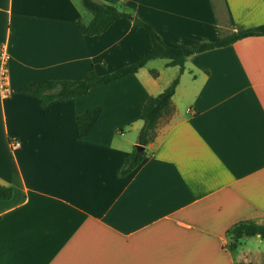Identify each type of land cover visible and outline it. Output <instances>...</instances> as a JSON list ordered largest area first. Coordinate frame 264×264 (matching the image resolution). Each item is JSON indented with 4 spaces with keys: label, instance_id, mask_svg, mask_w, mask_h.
I'll return each mask as SVG.
<instances>
[{
    "label": "crops",
    "instance_id": "crops-1",
    "mask_svg": "<svg viewBox=\"0 0 264 264\" xmlns=\"http://www.w3.org/2000/svg\"><path fill=\"white\" fill-rule=\"evenodd\" d=\"M99 1L139 17L175 48L264 23V0H219L225 28L214 0ZM90 20L74 0H0L9 83L8 94L0 88V184L12 188L0 199V264H264V239L229 233L239 222L264 224V35L189 56L172 113L142 162L120 177L143 104L177 65L152 59L47 106L20 90L106 73L151 48L130 19L86 36L79 22ZM96 107L97 122L77 138L76 116Z\"/></svg>",
    "mask_w": 264,
    "mask_h": 264
},
{
    "label": "trees",
    "instance_id": "trees-1",
    "mask_svg": "<svg viewBox=\"0 0 264 264\" xmlns=\"http://www.w3.org/2000/svg\"><path fill=\"white\" fill-rule=\"evenodd\" d=\"M82 6L91 14V20L84 24L80 23L81 31L86 36L99 35L106 31L116 20L130 19L135 28H141L150 41L149 51L141 54L135 61L119 66L109 72L98 74L94 70H88L81 79L77 80H37L24 83L20 90L24 93L34 95L38 98L41 106H47L50 102L64 101L76 96L86 94L90 89L107 84L113 80L137 72L149 60L156 58L168 59V65H177L178 74L171 80L169 85L159 94L149 97L142 106L141 119L143 125L137 135V144L146 146L156 136V127L162 118L172 113L171 98L179 81V75L184 71V63L193 54L208 50L226 47L242 38L264 35V23L243 27L236 26L228 34H222L218 40H204L196 45L185 48H175L166 45L159 34L145 21L117 8L113 4L104 3L99 0H80ZM213 5V0H211ZM156 76V71H152ZM101 108L96 107L76 116L75 131L77 138L88 135L101 114ZM146 152L138 150L136 146L124 157L117 175L124 177L134 170L145 158ZM12 188L0 184V199H10ZM229 233L234 240L243 236L258 235L264 239V224H257L252 221H243L233 225ZM230 249L235 248V242H230ZM238 264H255L253 262H240Z\"/></svg>",
    "mask_w": 264,
    "mask_h": 264
},
{
    "label": "built area",
    "instance_id": "built-area-1",
    "mask_svg": "<svg viewBox=\"0 0 264 264\" xmlns=\"http://www.w3.org/2000/svg\"><path fill=\"white\" fill-rule=\"evenodd\" d=\"M7 54L4 47L0 45V88L4 95L9 93L8 71L6 67ZM13 148L19 146V142L12 141Z\"/></svg>",
    "mask_w": 264,
    "mask_h": 264
},
{
    "label": "rangeland",
    "instance_id": "rangeland-1",
    "mask_svg": "<svg viewBox=\"0 0 264 264\" xmlns=\"http://www.w3.org/2000/svg\"><path fill=\"white\" fill-rule=\"evenodd\" d=\"M77 5L80 7V9H82V11H85L86 13H89L81 4V1L80 0H74ZM215 2V8H216V15H217V18H218V21L220 22L222 28H225L226 26H228L227 24V21H226V18L224 16V13H223V9H222V6L220 4V1L219 0H214ZM229 241V240H228ZM232 242V241H230ZM230 242H228V245L230 244ZM264 261V259H263Z\"/></svg>",
    "mask_w": 264,
    "mask_h": 264
},
{
    "label": "water",
    "instance_id": "water-1",
    "mask_svg": "<svg viewBox=\"0 0 264 264\" xmlns=\"http://www.w3.org/2000/svg\"><path fill=\"white\" fill-rule=\"evenodd\" d=\"M135 146H136V148H137L138 150H143V148H144V146H141V145H138V144H136Z\"/></svg>",
    "mask_w": 264,
    "mask_h": 264
}]
</instances>
